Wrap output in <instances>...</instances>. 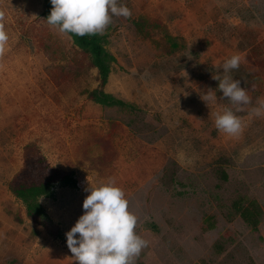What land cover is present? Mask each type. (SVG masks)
Returning a JSON list of instances; mask_svg holds the SVG:
<instances>
[{"label":"rangeland","instance_id":"rangeland-1","mask_svg":"<svg viewBox=\"0 0 264 264\" xmlns=\"http://www.w3.org/2000/svg\"><path fill=\"white\" fill-rule=\"evenodd\" d=\"M119 3L131 16H113L102 34L116 60L105 91L133 110L86 99L82 92L97 86V72L75 78L71 60L78 55L45 22L42 0H0L9 36L0 54V264H76L65 233L84 213L85 189L109 181L124 191L138 217L135 231L148 241L135 264H264V115L252 114L264 103V76L248 60L253 50L264 58V0ZM138 20L155 23L149 37L136 30ZM237 54L240 67L228 75L251 98L239 112L213 79ZM213 91L217 100L206 103ZM227 108L242 123L236 136L215 127ZM110 122L122 130L114 139L117 158L102 170L94 138ZM30 144L76 181L39 199L58 237L29 221L9 188ZM236 202L258 207L262 243L235 215Z\"/></svg>","mask_w":264,"mask_h":264},{"label":"clouds","instance_id":"clouds-1","mask_svg":"<svg viewBox=\"0 0 264 264\" xmlns=\"http://www.w3.org/2000/svg\"><path fill=\"white\" fill-rule=\"evenodd\" d=\"M52 9L47 23L62 34L76 36L103 34L113 16L129 18L131 10L119 0H50ZM9 36L0 24V54L5 51ZM242 57L233 55L222 65L223 77L217 75L222 97L243 111L251 103L240 80L228 75L240 67ZM206 103L217 100L216 92L205 94ZM231 108L217 114V130L236 136L242 131L240 118ZM252 114L264 115V103L252 109ZM89 194L83 200L84 213L65 233L66 244L76 264H135L148 241L135 231L138 217L129 210L124 191L114 181L85 189Z\"/></svg>","mask_w":264,"mask_h":264},{"label":"trees","instance_id":"trees-1","mask_svg":"<svg viewBox=\"0 0 264 264\" xmlns=\"http://www.w3.org/2000/svg\"><path fill=\"white\" fill-rule=\"evenodd\" d=\"M51 9L50 0H42V16L46 23V18ZM155 26L153 21L138 20L135 22L136 30L145 37L150 36L149 28ZM64 35L70 40L71 46L75 48L78 55L71 60V64L77 69L73 71L76 73L75 78H78L81 74H87L90 70H96L97 72V86L94 89L83 90L82 92L86 99L104 107L135 109L133 105L105 91L112 65L116 62L115 58L106 49L105 36L102 34ZM170 47L176 48V44L172 42ZM248 60L253 66L257 67L256 73L264 76V58H261V55L253 50ZM256 73H251V79H257ZM121 130L122 127L119 123L110 122L108 132L104 136L94 138V142L102 151V155L97 158L95 163L100 169L108 168L117 158L114 139ZM221 178L226 182L227 174L221 172ZM55 185L75 188L76 181L71 173L52 167L34 144L26 146L24 148L23 165L9 183L10 191L24 204L26 217L29 221L41 226L50 235L58 237L60 235L59 229L53 224L39 202L40 198H54ZM233 208L235 215L250 227L252 234L262 243L258 231L260 212L256 204L251 203L247 207H243L241 203L236 202ZM16 219L20 222L21 216L17 214Z\"/></svg>","mask_w":264,"mask_h":264}]
</instances>
